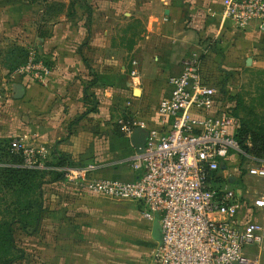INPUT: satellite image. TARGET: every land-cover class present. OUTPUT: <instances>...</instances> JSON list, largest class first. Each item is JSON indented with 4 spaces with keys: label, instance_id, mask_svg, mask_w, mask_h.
I'll return each instance as SVG.
<instances>
[{
    "label": "crops",
    "instance_id": "crops-1",
    "mask_svg": "<svg viewBox=\"0 0 264 264\" xmlns=\"http://www.w3.org/2000/svg\"><path fill=\"white\" fill-rule=\"evenodd\" d=\"M222 1L143 0L140 8L147 17L144 31L138 38L130 37V45L121 47L128 57L121 66V74H126L124 88L105 89V93L101 92L100 101H118L125 112L121 119L144 121L152 126L158 120L159 102L171 93L169 79L181 72L184 59L202 48L207 54L202 61L203 72L212 65L210 57L217 52L214 45L208 46L209 40L215 42L219 49L230 47L235 54L242 52L247 55L256 49L257 52L264 51V25L255 22L247 29H237L231 22L222 19ZM66 26L58 27L46 42V47H51L49 50L55 56V67L43 78L44 81L38 83L29 80L24 84V125L16 127L14 123L8 135L0 137L18 138L30 145H44L50 151V158L52 152L62 153L71 157L76 165L74 168H79V164L91 163V152L94 153L97 148L91 141V113L77 121L90 107L86 96L91 95V73L88 68L91 53L77 47L78 41ZM108 42L110 40L105 36L101 48H107L110 45ZM100 73L107 74L108 71L101 69ZM72 123L75 124L71 128ZM118 127L125 143L136 154L132 143L134 134L126 137ZM141 131L136 135L139 142L145 139L147 133L146 130ZM106 148L108 146L103 147ZM129 156L121 160L124 163L116 161L120 162L117 165L100 163L103 168L97 172L98 176L123 181L135 180L138 175L132 165L127 163L134 155ZM103 158L98 156L96 162ZM238 180L234 177L230 182L236 184V189L252 201L251 195L254 196L259 189L245 193ZM256 185L264 194V179ZM49 186L63 193H44L47 206L54 207L46 213L39 230L38 246L48 251L45 252L46 261L49 264H103L102 259L110 246L106 244L111 243L110 216L104 213L107 202L112 200L86 193H66L60 185ZM133 204L139 213L138 206ZM138 216L145 224L141 233L153 237L154 224L142 220L140 214ZM252 220L264 223V212L244 207L236 216L235 223L244 225ZM49 251H53V257ZM244 252L250 259L256 260L254 264L261 263L264 250L260 247H247Z\"/></svg>",
    "mask_w": 264,
    "mask_h": 264
},
{
    "label": "rangeland",
    "instance_id": "rangeland-1",
    "mask_svg": "<svg viewBox=\"0 0 264 264\" xmlns=\"http://www.w3.org/2000/svg\"><path fill=\"white\" fill-rule=\"evenodd\" d=\"M143 3V0H0V136L8 135L14 123L16 127L24 125L25 102L22 98H16L17 87H24L29 80L38 83L44 81L38 76H45V71L49 72L55 67V56L49 50L51 47H46V42L58 27L66 24L78 41L77 47L91 53V58H88V65L91 67L89 83H95L91 86V95L95 96V100L91 102V141L97 148L94 153L91 152V163L79 164L78 167L91 164L96 167L95 174L98 175L97 172L103 168L101 164L117 165L120 162L116 161L126 159L130 154L135 155L133 148L125 143L126 140L119 132L118 122L125 115L122 106L120 107L118 101L104 103L100 99L101 92L105 93L107 88H124L126 74H121V66L126 63L128 57L121 47L130 45V37L138 38L143 33L144 23L147 21L144 11L140 8ZM105 36H108L110 45L103 49L101 45ZM208 42L209 47L214 45L217 53L211 55L212 65L205 71V77L217 88L222 105L229 107V112L237 118L240 127L245 126L257 139H261L264 136V51L257 52L256 49L247 55L242 52L235 54L228 46L219 49L215 42ZM206 56L207 54L204 58ZM101 69L108 73L101 74ZM72 125L73 123L71 128ZM132 139L133 145L139 142L136 136ZM118 144L120 145L116 148ZM105 146L108 148L103 149ZM98 156L104 158L96 162ZM252 158L264 162V154L257 155L256 151H243V154L233 152L227 165H224L230 168V174L224 176L231 177V180L235 177V168L243 167L245 175L238 182L245 189V193L259 189L258 193L251 195L254 200L263 193L256 185L262 179L246 176L248 168L255 165ZM127 163L131 165L132 158ZM20 166L39 172L36 183L43 182L41 192L46 210L43 218L49 210L54 209L52 205L47 206L44 193L60 195L62 192L58 188H50L49 185H60L66 193L84 194L65 179L53 182L58 172L64 173L62 169H56L57 163L53 155L44 167L28 168L24 164ZM236 186L229 182L230 189H236ZM24 198V195L0 191L2 230L3 223L13 219L14 211L21 213L19 209L23 205L13 204L19 200L25 201ZM248 198L250 200V197ZM107 203L104 214L110 216L111 243L106 244L110 246L102 259L103 264H152L157 242L151 235L141 233L145 224L140 220L134 204L113 200ZM36 210L37 207L32 213L37 212ZM25 211H22L23 215H31ZM100 212L102 213V210ZM43 218L37 230L33 232V226L26 224L25 230L22 224H14L15 247H0V264H5V261L10 259L12 261L8 264H49L45 259V252L48 251L38 246ZM49 252L53 257V251ZM260 262L264 264V255Z\"/></svg>",
    "mask_w": 264,
    "mask_h": 264
},
{
    "label": "built area",
    "instance_id": "built-area-1",
    "mask_svg": "<svg viewBox=\"0 0 264 264\" xmlns=\"http://www.w3.org/2000/svg\"><path fill=\"white\" fill-rule=\"evenodd\" d=\"M222 5V19L239 30L255 22L264 25V0H223ZM205 53L202 48L192 52L184 59L181 72L170 77L171 93L159 102L154 125L119 120L126 137L137 128L148 133L143 152L132 157L138 175L135 180L99 177L91 164L62 169L65 180L76 189L136 203L142 220L158 224L161 240L152 264H254L256 260L247 257L245 249L258 246L264 250V223H235L244 207L264 212V194L251 201L229 188L231 177L224 174H230V168L224 165L233 152L243 154L236 138L240 123L205 77ZM10 146L25 167H44L49 160L50 151L44 145L11 138ZM252 161L255 165L246 176L264 179V162ZM233 174L241 179L245 170L237 167Z\"/></svg>",
    "mask_w": 264,
    "mask_h": 264
},
{
    "label": "trees",
    "instance_id": "trees-1",
    "mask_svg": "<svg viewBox=\"0 0 264 264\" xmlns=\"http://www.w3.org/2000/svg\"><path fill=\"white\" fill-rule=\"evenodd\" d=\"M88 68L91 71V68ZM94 85L95 83H90V86ZM86 100L90 101V107L87 112L77 119V121L91 113V102L95 100V96L93 94L89 96L87 95ZM236 138L243 151L249 153L256 151L257 155L261 156L264 154V136H262L261 139H257L255 134L250 132L245 126H242L240 127ZM10 142L11 138L1 139V162L3 163L0 165V191L4 192L6 190L8 192H12L13 195H24L25 201L19 200L13 204V206L23 205L21 206V209H19L21 213L14 211L12 213L14 216L13 219L3 223V230L0 227V247H4V249H12L15 247L13 238V226L15 223L22 224L25 230H27L26 224L33 226L31 231L33 232L37 230V227L46 212L44 209L41 192V186L43 185V182L36 183V179L39 177V172L27 170L26 168L20 166V164H23V159L22 157L11 152ZM51 155H53L55 162L57 163V170L76 167L71 157L59 152H53ZM256 157L257 156H255V158ZM56 176L57 177L53 179V182H58L62 179H65L64 173L58 172ZM35 206L37 207V212L32 213L36 209ZM23 210H26L25 213L29 212L31 215H23ZM7 213L10 214L9 212ZM11 261L12 259L7 260L5 261V264L10 263Z\"/></svg>",
    "mask_w": 264,
    "mask_h": 264
},
{
    "label": "water",
    "instance_id": "water-1",
    "mask_svg": "<svg viewBox=\"0 0 264 264\" xmlns=\"http://www.w3.org/2000/svg\"><path fill=\"white\" fill-rule=\"evenodd\" d=\"M24 94H25V88L23 86H18L17 91H16V98L21 99V98H23ZM141 132H142L141 129L138 128L134 131L133 136H136V135L140 134ZM147 136H148V133H145V139L141 140L139 143H137L135 145V149H136L137 154H141L143 152L144 147H145V143L147 140ZM153 238L157 242H160V240H161L159 226L157 223L154 224Z\"/></svg>",
    "mask_w": 264,
    "mask_h": 264
}]
</instances>
